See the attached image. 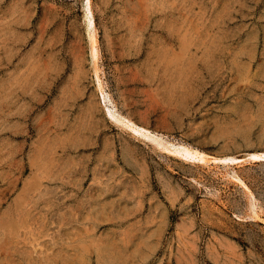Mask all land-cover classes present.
I'll return each mask as SVG.
<instances>
[{
	"label": "rangeland",
	"instance_id": "1",
	"mask_svg": "<svg viewBox=\"0 0 264 264\" xmlns=\"http://www.w3.org/2000/svg\"><path fill=\"white\" fill-rule=\"evenodd\" d=\"M172 1L91 0L89 26L85 0H0L1 256L3 245L29 239L39 243L33 264H70L83 242L96 241L126 264H264V161L247 156L264 151V0ZM108 108L153 135L133 137ZM185 143L207 161L180 157L175 148ZM39 167L50 178L39 181ZM31 182L60 186L28 193Z\"/></svg>",
	"mask_w": 264,
	"mask_h": 264
},
{
	"label": "bare ground",
	"instance_id": "2",
	"mask_svg": "<svg viewBox=\"0 0 264 264\" xmlns=\"http://www.w3.org/2000/svg\"><path fill=\"white\" fill-rule=\"evenodd\" d=\"M146 0H143V2H145ZM147 1H149V0H147ZM160 1V0H159ZM167 1V0H166ZM175 1V0H174ZM174 1H172V2H174ZM158 2V1H157ZM164 3H165V1H163ZM163 2H162V4H163ZM169 2V1H168ZM90 3H91V0H85V5L87 6V17L89 16V26H92V25H94V21H93V16H92V9H91V5H90ZM137 3V2H136ZM140 4V3H139ZM144 4H146V3H144ZM149 4V3H148ZM165 5V4H164ZM170 5V4H169ZM168 5V6H169ZM152 6V5H151ZM172 6V5H171ZM145 7H146V5H145ZM149 7V6H148ZM163 7V6H162ZM136 7H134V9H135ZM147 8V7H146ZM161 8V7H160ZM165 8V7H164ZM171 8H173V7H171ZM166 9H167V6H166ZM165 9V10H166ZM175 9H176V7H175ZM130 10V9H129ZM128 10V11H129ZM152 10V9H151ZM150 10V11H151ZM160 10V9H159ZM158 10V11H159ZM169 10H170V8H169ZM161 11V10H160ZM159 11V12H160ZM164 11V10H163ZM172 11V10H171ZM135 12V11H134ZM139 12V11H138ZM166 12V11H165ZM174 12V11H173ZM175 12H177V11H175ZM141 13V12H140ZM149 13V12H148ZM142 14V13H141ZM155 14V13H154ZM161 14H162V12H161ZM164 14V13H163ZM174 15V14H173ZM139 16H141V15H139ZM138 16V17H139ZM143 16V15H142ZM17 18V16L15 17V19ZM132 18V17H131ZM143 18V17H142ZM138 19V18H137ZM145 19V18H144ZM11 20H14V19H11ZM16 20H18V19H16ZM148 20V19H147ZM169 20H171V19H169ZM176 20V19H175ZM10 21V20H9ZM134 21V20H133ZM139 20H137V22H138ZM178 21V20H177ZM14 22V21H13ZM130 23V22H129ZM140 23V22H139ZM144 23V22H143ZM173 23V22H172ZM131 24V23H130ZM170 24V23H169ZM10 25H11V23H10ZM128 25V24H127ZM173 25V24H172ZM171 25V26H172ZM9 26V25H8ZM147 26V25H146ZM178 26H179V24H178ZM10 27V26H9ZM5 29H6V27H5ZM4 29V30H5ZM135 28H133V30H134ZM12 30H13V28H12ZM142 30V29H141ZM91 31V30H90ZM92 31H93V29H92ZM145 31V30H144ZM135 32H137V31H135ZM168 32H171V31H168ZM174 32V31H173ZM175 32H177V31H175ZM13 33V32H12ZM16 33V32H15ZM138 33V32H137ZM140 33V32H139ZM142 33V32H141ZM190 33L191 32H189V37H192L191 35H190ZM132 34V33H131ZM133 34H135V33H133ZM132 34V35H133ZM174 34V33H173ZM179 34V33H178ZM9 35V34H8ZM11 35V34H10ZM170 35V34H169ZM177 35V34H176ZM182 35V34H181ZM186 35V34H185ZM90 36H91V44H90V46H91V53H92V56H93V58H94V60H96L97 61V59H98V55H99V49H98V47H97V39H96V36L94 35V33H91L90 34ZM8 37V36H7ZM131 37V36H130ZM137 37V36H136ZM142 37V36H141ZM176 37H178V36H176ZM180 38H182V36H179ZM17 38V37H16ZM19 38V37H18ZM160 38V37H159ZM158 38V39H159ZM168 38H170V37H168ZM173 37H171V39H172ZM186 38L187 37H185V40H186ZM5 39V38H4ZM131 39V38H130ZM136 39H138V37L136 38ZM179 39V38H178ZM183 39V38H182ZM189 39V38H188ZM193 39V38H192ZM135 40V39H134ZM165 40V39H164ZM163 40V41H164ZM184 40V39H183ZM184 40V41H185ZM6 41H8V40H6ZM9 41H12V40H9ZM142 41V40H141ZM160 41V40H159ZM169 41V40H168ZM188 41H190V40H188ZM192 41V40H191ZM16 42V41H15ZM132 42V41H131ZM137 42V41H136ZM135 42V43H136ZM165 42V44H166V41H164ZM176 42V41H175ZM9 43V42H8ZM18 43V42H17ZM154 43V42H153ZM188 43V42H187ZM6 44V43H5ZM16 45V43H14L13 42V45ZM164 44V43H163ZM184 44H186V43H184ZM191 44H192V42H191ZM4 45V44H3ZM156 45H159V44H156ZM175 45V44H174ZM179 45V44H178ZM182 45V44H181ZM6 46V45H5ZM12 46V45H11ZM136 46V45H135ZM186 46H188V44L186 45ZM9 47V46H8ZM136 47H138V46H136ZM154 47H160V46H154ZM174 47V46H173ZM184 47V46H183ZM152 48V47H151ZM169 48V47H168ZM4 49V48H3ZM140 49V48H139ZM153 49V48H152ZM159 49H161V48H159ZM187 49V48H186ZM1 50V49H0ZM168 50V49H167ZM185 50V49H184ZM3 51V50H2ZM1 51V52H2ZM6 51V50H5ZM17 51V50H16ZM33 51V50H32ZM157 51V50H156ZM160 51V50H159ZM35 52V51H34ZM151 52V51H150ZM158 52V51H157ZM182 52V51H181ZM187 52V51H186ZM243 52V51H242ZM14 53H15V50H14ZM161 53V52H160ZM166 53V52H165ZM183 53V52H182ZM181 53V54H182ZM185 53V52H184ZM188 53V52H187ZM190 53H191V50H190ZM189 53V54H190ZM11 54H12V52H11ZM156 54V53H155ZM164 54V53H163ZM170 54V53H169ZM175 54H177V53H175ZM3 55V54H2ZM6 55H7V53H6ZM35 55H37V54H35ZM158 55V54H157ZM162 55V54H161ZM165 55V54H164ZM174 55V54H173ZM17 56V55H16ZM170 56V55H169ZM172 56V55H171ZM180 57H181V55H179ZM1 57V56H0ZM148 57V56H147ZM153 57V56H152ZM160 57V56H159ZM165 57V56H164ZM174 57H175V55H174ZM179 57V58H180ZM11 58H13V57H11ZM10 58V59H11ZM24 58V57H23ZM33 58V57H32ZM168 59H169V57H167ZM172 58H173V56H172ZM178 58V57H177ZM177 58H175V59H177ZM182 58H184V57H182ZM181 58V59H182ZM2 59V58H1ZM27 59V58H26ZM41 59V58H40ZM39 59V60H40ZM149 59V58H148ZM153 59V58H152ZM167 59V60H168ZM180 59V60H181ZM21 60V59H20ZM155 60H157V59H155ZM179 60V61H180ZM34 61H36V60H34ZM152 61V60H151ZM174 61V60H173ZM177 61V60H176ZM176 61H175V63H176ZM183 61H184V59H183ZM182 61V62H183ZM23 62H24V60H23ZM22 62V63H23ZM26 62V61H25ZM154 62V61H153ZM163 62V61H162ZM165 62V61H164ZM167 62V61H166ZM6 63V62H5ZM21 63V64H22ZM31 63V62H30ZM36 63V62H35ZM174 63V62H173ZM187 63V62H186ZM9 64V63H8ZM18 64V63H17ZM95 64V63H94ZM158 64V63H157ZM159 64H161V63H159ZM171 64H172V62H171ZM170 64V65H171ZM182 64V63H181ZM181 64H180V66H181ZM185 64V63H184ZM26 65V64H25ZM42 65V64H41ZM40 65V66H41ZM169 65V66H170ZM183 65V64H182ZM28 66V65H27ZM40 66H38V69H39V67ZM159 66V65H158ZM157 66V67H158ZM164 66V65H163ZM178 66V65H177ZM185 66V65H184ZM22 67V66H21ZM26 67V66H25ZM24 67V68H25ZM35 67V66H34ZM37 67V66H36ZM95 67V66H94ZM156 67V66H155ZM168 67V66H167ZM175 67V66H174ZM243 67V66H242ZM245 67V66H244ZM23 68V69H24ZM29 68H31V67H29ZM33 68V67H32ZM46 68H48V67H46ZM161 68V67H160ZM169 68V67H168ZM172 68V67H171ZM181 68V67H180ZM186 68V67H185ZM192 68H193V66H192ZM27 69H28V67H27ZM36 69V68H35ZM176 69V68H175ZM174 69V70H175ZM177 69H179V68H177ZM183 69H184V67H183ZM26 70V69H25ZM33 70H34V68H33ZM96 71L95 72H98L97 71V68L95 69ZM192 70V69H191ZM190 70V71H191ZM16 71V70H15ZM14 71V72H15ZM31 71V70H30ZM44 71V70H43ZM173 71V70H172ZM180 71V70H179ZM12 72V71H11ZM21 72V71H20ZM36 71L34 70V73H35ZM44 72H46V71H44ZM157 73H158V71H156ZM183 72V71H182ZM187 72V71H186ZM193 72V71H192ZM191 72V73H192ZM24 73V72H23ZM22 73V74H23ZM26 73H28V72H26ZM38 73V72H37ZM36 73V74H37ZM163 73V72H162ZM181 72H179V74H180ZM190 73V74H191ZM10 74V73H9ZM165 74H166V72H165ZM188 74V73H187ZM195 74V73H194ZM240 74V73H239ZM15 75H16V73H15ZM20 75V74H19ZM170 76H171V74H169ZM175 74H174V72H173V76H174ZM181 75H182V73H181ZM181 75H179V76H181ZM189 75V74H188ZM22 76V75H21ZM37 76V75H36ZM40 76H41V74H40ZM163 76V75H162ZM166 76V75H165ZM167 76H168V74H167ZM170 76H169V79L168 80H170ZM176 76V75H175ZM178 76V75H177ZM194 76V75H193ZM19 77V76H18ZM23 77V76H22ZM29 77V76H28ZM31 77V76H30ZM97 77H98V82H99V85H100V88H101V94H102V96L105 98L106 97V94L104 93V88H103V86H102V83H100V77H99V75L97 74ZM181 77H183V76H181ZM186 77V76H185ZM184 77V78H185ZM10 78V77H9ZM20 78V77H19ZM40 77L38 76V79H39ZM42 78V77H41ZM47 78V77H46ZM168 78V77H167ZM191 78H193V77H191ZM238 78H239V76H238ZM32 79V78H31ZM180 79V78H179ZM186 79V78H185ZM194 79V78H193ZM20 80V79H19ZM28 80V79H27ZM42 80V79H41ZM40 80V81H41ZM46 80V79H45ZM174 80V79H173ZM14 81H15V79H14ZM17 81V80H16ZM25 80H23V82H24ZM183 81H185V80H183ZM191 81V80H190ZM7 82H8V80H7ZM22 82V83H23ZM33 82V81H32ZM31 82V83H32ZM36 82V81H35ZM178 82V81H177ZM185 82H187V81H185ZM14 83H16V82H14ZM18 83H19V81H18ZM27 83V82H26ZM30 83V84H31ZM38 83V82H37ZM36 83V84H37ZM192 83H193V81H192ZM191 83V84H192ZM9 84H10V82H9ZM12 84V83H11ZM10 84V85H11ZM29 84V83H28ZM28 84H27V86H28ZM42 84V83H41ZM98 84V83H97ZM187 84H188V82H187ZM190 84V83H189ZM8 85V84H7ZM23 85H24V83H23ZM169 85H171V83L169 84ZM177 85V84H176ZM179 85H184V83L183 84H179ZM186 85V84H185ZM17 86V85H16ZM19 86V85H18ZM22 86V85H21ZM25 86V85H24ZM26 86V87H27ZM35 86V84H33V86L32 87H34ZM38 86V85H37ZM188 86V85H187ZM15 87V86H14ZM29 87V86H28ZM28 87L26 88V89H28ZM36 87V86H35ZM34 87V88H35ZM99 87V86H98ZM171 87V86H170ZM173 87V86H172ZM13 88V87H12ZM25 88V87H24ZM191 88H193L192 86H191ZM9 89H11V88H9ZM8 89V90H9ZM18 89V88H17ZM32 89V88H31ZM38 89V88H37ZM176 89V88H175ZM174 89V90H175ZM189 89V88H188ZM15 90V89H14ZM20 90H21V88H20ZM33 90V89H32ZM173 90V89H172ZM181 90V89H180ZM22 91H23V89H22ZM29 91V90H28ZM28 91L26 92V93H28ZM38 90H36L35 92H37ZM25 92V91H24ZM23 92V93H24ZM177 92H178V90H177ZM182 92V91H181ZM190 92V91H189ZM8 93H10V91L8 92ZM11 93L14 95V92H12L11 91ZM21 93V92H20ZM22 93V94H23ZM30 93V92H29ZM28 93V94H29ZM174 94H176V93H174ZM185 94H187V92L185 93ZM190 93H188V95H189ZM9 95H11V94H9ZM25 95V94H24ZM31 94H29V96H30ZM33 95H34V93H33ZM177 95H179V94H177ZM12 96V95H11ZM20 97H21V95H19ZM35 96V95H34ZM172 97L174 96V95H171ZM183 96H185L184 94H183ZM187 96V95H186ZM177 97V96H176ZM188 97V96H187ZM187 97H186V99H187ZM18 98V95H17V97H16V99ZM31 98V97H30ZM174 98H175V96H174ZM181 98H182V96H181ZM185 98V97H184ZM183 98V99H184ZM11 99V98H10ZM20 99V98H19ZM180 99V98H179ZM183 99H180V101L181 100H183ZM13 100V99H12ZM5 101H7V100H5ZM19 101V100H18ZM28 101V100H27ZM179 101V100H178ZM184 101V100H183ZM12 102V101H11ZM15 103H16V101H14ZM29 102H31V101H29ZM20 103V102H19ZM18 103V104H19ZM25 103V102H24ZM28 104V107H29V103H27ZM27 104H22V106L21 107H23L24 108V106H26ZM180 104V103H179ZM10 105H11V103H10ZM13 105H14V103H13ZM21 105V104H20ZM19 105V106H20ZM24 105V106H23ZM16 106V105H15ZM17 107V106H16ZM30 107H31V105H30ZM6 108V107H5ZM8 108V107H7ZM14 108V107H13ZM20 108V107H19ZM23 108H22V110H23ZM12 108H10V110H11ZM17 109V108H16ZM114 109V108H113ZM27 110V109H26ZM112 109H110V108H108L107 110H106V112H108L107 114H108V118H110V120L111 121H113V122H115L117 125H120V126H122L123 127V129L125 130V131H127L129 134H131L133 137H135V138H138V139H141V140H146L148 137H150L151 135H153L152 134V131H151V129H149V128H147V127H145V126H143V125H140L139 123H137L136 121H135V119L133 120L131 117H129V116H127V114L125 115V114H122V113H120L119 111H115L114 110V112H112L111 111ZM117 110V109H116ZM18 111H19V109H18ZM17 111V112H18ZM28 111V110H27ZM26 111V112H27ZM30 112V111H29ZM14 113H16V111H14ZM20 113V112H19ZM17 114V113H16ZM22 114V113H21ZM24 114H26V113H24ZM13 115H15V114H13ZM9 116H10V114H9ZM9 116H7V117H9ZM23 116V115H22ZM29 116V115H28ZM6 117V118H7ZM11 118V117H10ZM8 119V118H7ZM25 119H26V117H25ZM42 120V119H41ZM8 121V120H7ZM16 122V121H15ZM14 122V123H15ZM18 124H19V122H18ZM38 124V123H37ZM9 125V124H8ZM13 125V124H12ZM16 125V124H15ZM21 125V124H20ZM28 125V124H27ZM33 125V124H32ZM7 126V125H6ZM11 126V125H10ZM8 128H9V126H7ZM15 127V126H14ZM21 127V126H20ZM8 128H6V129H8ZM17 128H18V126H17ZM4 129V128H3ZM11 129V128H10ZM27 129H28V126H27ZM37 130V129H36ZM79 130V129H78ZM83 130V129H82ZM14 131V130H13ZM26 132V131H25ZM28 132V131H27ZM10 133H12V132H10ZM19 133V132H18ZM21 133V132H20ZM19 133V134H20ZM79 133V132H78ZM154 133V132H153ZM47 134V133H46ZM15 136V135H14ZM82 136V135H81ZM78 137H80V136H78ZM47 138V137H46ZM81 138V137H80ZM42 139V138H41ZM43 139H44V137H43ZM43 139H42V141H43ZM84 141V140H83ZM88 141V140H87ZM59 142V141H58ZM75 142V141H74ZM82 142V141H81ZM111 142V141H110ZM24 143V142H23ZM46 143V145H47V141L45 142ZM70 143V142H69ZM85 143V142H84ZM84 143H82V144H84ZM107 143V142H106ZM36 144V143H35ZM64 144V143H63ZM130 144V143H129ZM128 144V145H129ZM160 144V143H159ZM159 144H157V146L159 145ZM171 144V143H170ZM44 145V144H43ZM73 145V144H72ZM126 145V144H125ZM136 145V144H135ZM134 145V146H135ZM45 146V145H44ZM52 146V145H51ZM74 146V145H73ZM111 146V145H110ZM114 146V145H113ZM136 146H138V145H136ZM53 147H54V145H53ZM79 147V146H78ZM166 147V146H165ZM169 147V146H168ZM20 148V147H19ZM42 148H44L43 146H42ZM65 148H67V147H65ZM64 148V149H65ZM69 148V147H68ZM67 148V149H68ZM75 148V147H74ZM77 148V147H76ZM76 148H75V150H76ZM122 148V147H121ZM162 148H164V147H162ZM167 148V147H166ZM170 148V147H169ZM172 148V147H171ZM171 148H170V150H171ZM22 149V148H21ZM46 149V148H45ZM44 149V150H45ZM63 149V148H62ZM70 149H71V147H70ZM105 149V148H104ZM106 149L108 150V148L106 147ZM109 149H111V148H109ZM176 149V153L178 152V153H180L181 155H180V157H183V159H185V161L186 160H192L193 162L194 161H201V162H205V161H207V153L206 152H204V151H201V150H199V149H197V148H194V147H192V145L191 146H189V145H186V143L185 144H181V145H179L178 147H176L175 148ZM32 150V149H31ZM38 151L37 152H39L40 150H39V147H38V149H37ZM174 150V149H173ZM53 151H55V150H53ZM137 151V150H136ZM175 151V150H174ZM173 151V152H174ZM23 152V151H22ZM42 152V151H41ZM64 152V151H63ZM116 152V151H115ZM172 152V153H173ZM34 154H36V155H38L39 153H36V150H35V152H33ZM45 153V152H44ZM113 153V152H112ZM139 153V152H138ZM171 153V152H170ZM31 154V153H30ZM104 154V153H103ZM114 154V153H113ZM137 154V153H136ZM173 154H175V153H173ZM47 155V154H46ZM58 155V154H57ZM109 155V154H108ZM177 155V154H176ZM31 156V155H30ZM35 156V155H34ZM33 156V157H34ZM105 156V155H104ZM110 156V155H109ZM115 156V155H114ZM129 156V155H128ZM248 159H250V160H253V161H264V151H251V152H248ZM29 157V156H28ZM63 157V156H62ZM107 157V156H106ZM105 157V158H106ZM177 157H179V156H177ZM40 158H41V160H42V157L40 156ZM58 158H59V156H58ZM104 158V157H103ZM112 158V157H111ZM32 159H34V158H31L30 157V163H29V166H31L32 167V165H35V163H34V161L32 160ZM35 159H36V156H35ZM38 159V158H37ZM44 159V158H43ZM61 159H63V158H61ZM113 159V158H112ZM115 159V158H114ZM130 159V158H129ZM134 159V158H133ZM208 159H210V158H208ZM214 159V161L215 160H221L223 163H227V164H234V163H238V162H241V161H243V159L244 158H237V157H234V156H224V157H212V160ZM40 160V161H41ZM108 160V159H107ZM106 160V161H107ZM135 161H136V159H134ZM60 161H62V160H60ZM133 161V160H132ZM42 162H43V160H42ZM53 162V161H52ZM137 162H138V160H137ZM25 163V162H24ZM48 163V162H47ZM63 163V162H62ZM66 163H67V161H66ZM208 163V162H207ZM42 164V163H41ZM54 164V163H53ZM65 164V163H64ZM63 164V165H64ZM67 164H69V163H67ZM142 164V163H141ZM37 165H38V163H37ZM37 165L35 166V167H37ZM45 165V164H44ZM47 165V164H46ZM55 165V164H54ZM72 165H73V163H72ZM72 165H70V166H72ZM138 165V164H137ZM137 165H135V166H137ZM41 166V165H40ZM50 166H51V164H50ZM57 166H58V164H57ZM56 166V167H57ZM62 166V165H61ZM65 166V165H64ZM46 167V166H45ZM54 167V166H53ZM74 167V166H73ZM27 166L25 165V164H23V162H22V169H21V172L24 174L25 172H26V170H27ZM43 169H44V167H42ZM42 168H37V171L35 170V175L37 176V175H39V174H42V175H44V176H42V177H38V179H39V181L41 180V181H43L45 178H47V177H49V176H46L45 174H44V172H46V171H43V169ZM47 168V167H46ZM64 168V167H63ZM68 168H70V167H68ZM86 168V167H85ZM135 168V167H134ZM30 169V168H29ZM48 169H49V167H48ZM61 169V168H60ZM71 169V168H70ZM78 169V168H77ZM76 169V170H77ZM144 169V168H143ZM62 170V169H61ZM68 170V169H67ZM72 170V169H71ZM70 170V171H71ZM80 170V169H79ZM50 172L52 171V170H49ZM78 171V170H77ZM138 171V170H137ZM34 172V171H33ZM53 172V171H52ZM57 172V171H56ZM55 172V173H56ZM59 172V171H58ZM66 172V171H65ZM79 172V171H78ZM77 172V173H78ZM67 173V172H66ZM58 173H56L55 175H57ZM69 174V173H68ZM71 174H72V172H71ZM79 174V173H78ZM54 175V176H55ZM59 175V174H58ZM62 175H64V174H62ZM40 176V175H39ZM53 176V177H54ZM69 176V175H68ZM71 176V175H70ZM82 176V175H81ZM62 177V176H61ZM74 177H75V175H74ZM233 177V176H232ZM240 177V176H239ZM239 177H237L236 176V178H238V179H240ZM17 178H19V177H17ZM50 178V177H49ZM57 178V177H56ZM59 178V177H58ZM72 178V177H71ZM64 179V178H63ZM233 179H235L234 177H233ZM49 180V179H48ZM47 180V181H48ZM52 180H53V178H52ZM58 180V179H57ZM60 180V179H59ZM66 180V179H65ZM68 180V179H67ZM70 180V179H69ZM72 181V180H71ZM74 181H75V179H74ZM102 180H100V182H101ZM64 182V181H63ZM66 182V181H65ZM70 182V181H69ZM125 182V181H124ZM240 182V181H239ZM56 183V182H55ZM79 183V182H78ZM57 184V183H56ZM68 184V183H67ZM73 184V183H72ZM111 184V183H110ZM109 184V185H110ZM48 185V184H47ZM59 185V184H58ZM55 186L54 188H53V186L50 188V186H46V184H44V182H40V183H36V184H34V183H24V189H25V191H27L28 193H29V191H31V192H33V191H36L37 193H38V191L40 192V193H42V194H44L43 192H47V191H49V189L50 190H52V193H53V189L54 190H56V189H58V187L60 186ZM62 185H63V183H62ZM75 185V184H74ZM99 185V184H98ZM66 186V185H65ZM78 186V185H77ZM100 186H101V183H100ZM108 186V185H107ZM70 187V186H69ZM75 187V186H74ZM79 187V186H78ZM66 188V187H65ZM76 188V187H75ZM124 188H125V186H124ZM23 189V190H24ZM61 189V188H60ZM59 189V190H60ZM98 189H100L99 187H98ZM103 189H105V188H103ZM115 189H116V187H115ZM62 190V189H61ZM70 190H71V188H70ZM101 190H102V188H101ZM100 190V191H101ZM111 190V189H110ZM109 190V191H110ZM113 190V189H112ZM111 190V191H112ZM132 191V190H131ZM107 192V191H106ZM105 192V193H106ZM40 193H39V195L37 196V200H38V197L40 196ZM57 193V192H56ZM55 193V194H56ZM41 194V196L43 197L44 195H42ZM46 194V193H45ZM50 194H51V192H50ZM106 194H108V193H106ZM110 194V193H109ZM23 195V194H22ZM48 195H49V192H48ZM53 195V194H52ZM126 195V194H125ZM25 196V195H24ZM46 196V195H45ZM54 196V195H53ZM56 196V195H55ZM54 196V197H55ZM103 196V195H102ZM41 197V198H42ZM40 198V197H39ZM44 199H46L45 197H43ZM47 198H49V197H47ZM51 198V197H50ZM58 198V197H57ZM34 199H36V198H34ZM36 200V201H37ZM53 200V199H52ZM57 200V199H56ZM91 200V199H90ZM99 200V199H98ZM35 201V200H34ZM50 201V200H49ZM54 201V200H53ZM60 201V200H59ZM109 201H111V200H109ZM39 202V201H38ZM43 202V201H42ZM46 202V201H45ZM48 202V201H47ZM56 203H57V201H55ZM55 202H54V204H55ZM62 202V201H61ZM78 202V201H77ZM80 202V201H79ZM83 202V201H82ZM89 202V201H88ZM113 202H115V201H113ZM37 203V202H36ZM51 203H53L52 201H51ZM64 203V202H63ZM117 203V202H116ZM76 204V203H75ZM84 204V203H83ZM89 204V203H88ZM92 204V203H91ZM112 204H114V203H112ZM50 204H48L47 206H49ZM56 205V204H55ZM55 205H53V206H55ZM77 205V204H76ZM76 205L74 206V207H76ZM85 205V204H84ZM93 205V204H92ZM116 205V204H115ZM254 205V204H253ZM57 206V205H56ZM81 206H82V203H81ZM89 206V205H88ZM91 206V205H90ZM103 206V205H102ZM96 207H97V205H96ZM112 207H113V205H112ZM36 208V207H35ZM94 208V207H93ZM29 209H30V207H29ZM105 209V208H104ZM112 210V209H111ZM92 211H94V209L92 210ZM104 211V210H103ZM108 211H109V209H108ZM117 211V210H116ZM106 212V211H105ZM105 212L103 213L104 215H105ZM112 212V211H111ZM118 212V211H117ZM120 212V211H119ZM129 212V211H128ZM93 213V212H92ZM114 213V211L112 212V214ZM125 213V212H124ZM34 214V213H33ZM115 214V213H114ZM113 214V215H114ZM117 214V213H116ZM62 215V214H61ZM99 215V214H98ZM95 216H97L96 214H95ZM111 216V215H110ZM60 217V216H59ZM65 217V216H64ZM102 217V216H101ZM116 217V216H115ZM127 217V216H126ZM43 219V218H42ZM117 219H119V218H117ZM121 219V218H120ZM119 219V220H120ZM39 220V219H38ZM105 220V219H104ZM100 221V220H99ZM96 222V221H95ZM28 223V222H27ZM35 223V222H34ZM38 223H40V222H38ZM120 223V222H119ZM47 224V223H46ZM123 224V223H122ZM152 224V223H151ZM153 224H155V222L153 223ZM29 225V224H28ZM45 226V225H44ZM25 227V226H24ZM46 227V226H45ZM31 228V227H30ZM29 228V229H30ZM155 228V227H154ZM138 229H141V228H138ZM31 230V229H30ZM34 230V229H33ZM42 230V229H41ZM155 230H157V229H155ZM0 231H3V230H0ZM5 232V231H4ZM3 232V233H4ZM27 232V231H26ZM42 232V231H41ZM73 232H74V230H73ZM144 232V231H143ZM155 232H157V231H155ZM2 233V234H3ZM28 233H30V232H28ZM34 233V232H33ZM91 233V232H90ZM151 233V232H150ZM149 233V234H150ZM1 234V235H2ZM76 234H77V232H76ZM135 234V233H134ZM137 234H138V232H137ZM141 234V233H140ZM144 234H145V232H144ZM3 235H5V234H3ZM34 235H35V233H34ZM46 235H47V233H46ZM60 235V234H59ZM90 235V234H89ZM88 235V236H89ZM126 235H128V233L126 234ZM131 235H133V234H130V236ZM153 235H154V233H153ZM7 236V235H6ZM91 236V235H90ZM89 236V237H90ZM94 236V235H93ZM110 236V235H109ZM108 236V237H109ZM115 236V235H114ZM139 236V235H138ZM147 236V235H146ZM149 236V235H148ZM150 236L151 237H153L151 234H150ZM38 237V236H37ZM128 237V236H127ZM135 237V236H134ZM2 238V237H1ZM0 238V239H1ZM3 238H4V236H3ZM91 238V237H90ZM104 238H107V237H104ZM123 238V237H122ZM133 238V237H132ZM131 238V239H132ZM145 238V237H144ZM149 238V237H148ZM148 238L146 239H144L145 241L146 240H148ZM7 238H5V240H6ZM19 240H20V238H18ZM57 239V238H56ZM78 239V238H77ZM82 239V238H81ZM87 239H88V237H87ZM22 240V239H21ZM35 240H38L39 241V239H35ZM80 240V239H79ZM79 240H77L78 242H79ZM101 240V239H100ZM125 240V239H124ZM150 240V239H149ZM14 241H16V242H18L17 241V238H16V240H14ZM26 241H29V242H26V243H24V242H21V244L23 243L24 244V246H22V247H19V246H21V245H19L18 247H12L13 245H12V243L11 244H9L10 242H8V247L7 246H5L4 247V245H3V248H4V251H5V255H3V256H1L0 255V263H3L4 262V264L6 263V264H31L32 262L34 263V256H33V251H34V248H36L37 249V245L39 244V243H37V242H35V241H30L29 239L28 240H26ZM42 241V240H41ZM65 241V240H64ZM76 241V242H77ZM82 241V240H81ZM120 241V240H119ZM129 241V240H128ZM132 241V240H131ZM151 241H152V239H151ZM1 242V241H0ZM16 242H15V244H16ZM127 242V241H126ZM27 243H28V245H29V243L31 244V245H27ZM92 243V242H91ZM3 244V243H2ZM17 244H20V243H17ZM70 244V243H69ZM124 244H125V242H124ZM129 244V243H128ZM9 245H12V246H9ZM64 245V244H63ZM97 245H98V247L99 248H97ZM1 246V245H0ZM45 246V245H44ZM71 246V245H70ZM121 246V245H120ZM69 247V246H68ZM103 247H104V244H103ZM103 247L102 246H99V243H96V241H94L93 242V248L91 249L90 247H89V245L86 243V242H83L82 243V246H81V250H82V252L78 249V255H77V257H76V259H72V258H70L69 257V261H67V262H69L70 264H73V263H76V264H92L91 263V257H92V253L94 252V251H97L98 253H97V263L96 264H126V262H123L122 261V259L120 258V257H114L112 254H111V251H109V248L107 247L106 249H104L103 250ZM113 247V246H112ZM118 247V246H117ZM129 247V246H128ZM111 248V247H110ZM122 248V247H121ZM120 248V249H121ZM138 249V248H137ZM1 248H0V253H1ZM21 250H23V252H25V255L26 256H19L18 255V253H22V252H20ZM73 250H75V249H73ZM126 250V249H125ZM115 251V250H114ZM113 251V252H114ZM117 251V250H116ZM73 252V251H72ZM130 252V251H129ZM2 253H3V250H2ZM47 253V252H46ZM118 253V252H117ZM125 253V252H124ZM123 253V254H124ZM133 253V252H132ZM137 253H138V251H137ZM4 254V253H3ZM134 254H136V252L134 253ZM13 256V258H9V257H11V256ZM57 256V255H56ZM69 256V255H68ZM122 257V256H121ZM46 259V258H45ZM129 258H127V260H128ZM37 260V259H36ZM130 260V259H129ZM128 260V261H129ZM26 262H28V263H26ZM66 262V263H67ZM32 263V264H33Z\"/></svg>",
	"mask_w": 264,
	"mask_h": 264
}]
</instances>
